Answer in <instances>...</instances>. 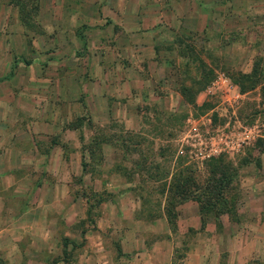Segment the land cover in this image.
<instances>
[{"label": "rangeland", "instance_id": "374dc122", "mask_svg": "<svg viewBox=\"0 0 264 264\" xmlns=\"http://www.w3.org/2000/svg\"><path fill=\"white\" fill-rule=\"evenodd\" d=\"M230 4L209 2L205 29L197 11L122 35L163 0H0V264H236L254 249L232 222L250 230L233 205L264 180V15ZM112 100L124 118L104 113ZM258 245L243 264H264Z\"/></svg>", "mask_w": 264, "mask_h": 264}, {"label": "crops", "instance_id": "0c3cea01", "mask_svg": "<svg viewBox=\"0 0 264 264\" xmlns=\"http://www.w3.org/2000/svg\"><path fill=\"white\" fill-rule=\"evenodd\" d=\"M216 2V0H163V4H166V13L163 14L159 12V9H157L156 11H151L150 16H151V21L147 20L146 18H144V15H142V13L139 14V16L137 15V13L134 14V21H128V23H125L124 25H121V27L123 28L121 34H128V33H141L142 34V30H149V32H153L154 34L157 33H164L162 32L163 29H167V26H171L172 25V20L171 18L175 19L174 22V26H178L182 20H194L197 11H199V13L197 14L198 16L202 15V19H203V24H202V28H206V23H207V19L209 18V2ZM227 4H230L232 6V9L235 8V0H224ZM195 2L194 5H196L195 7L199 6L197 9H193V11H191V6L192 3ZM238 5H236V12H238V8H240L241 4H243V2L246 4V6L248 5L250 8L254 7V9H258V12H260L262 15H264V0H237ZM258 2H261L263 5L262 6H258L256 5ZM234 3V4H232ZM256 3V4H254ZM254 4V6H253ZM159 6V5H158ZM147 13V12H146ZM165 18H162V17ZM169 16V17H168ZM121 17V14L118 15V18ZM163 19V20H162ZM153 21V23H152ZM169 21V22H168ZM121 22V21H120ZM126 22V21H125ZM125 39V38H124ZM123 40L120 39L119 41V49L125 48L126 47H131L133 45H141L136 41H133L132 43L128 44V40H127V45L126 47H120L122 45ZM154 44V43H153ZM144 45V44H143ZM152 45V44H151ZM158 45V44H157ZM142 46V45H141ZM157 48H151V50H155ZM121 67V66H120ZM105 70V68H103ZM102 74L104 73L103 70H101ZM105 73L103 74V78L105 77ZM106 78H104L105 80ZM9 80V79H8ZM105 111L104 113L109 111L110 114H113L116 111H119L121 114L120 117H123L126 115V111H125V107L124 104L120 101V100H112L109 103L108 106V102L105 101ZM122 111V112H121ZM19 154V153H18ZM17 157V156H16ZM27 157L29 156H25V153H23L21 155V159H27ZM16 160V158H15ZM13 169V168H11ZM248 186L246 189V200L244 202V204H241L239 207L237 206V204L234 203V209L235 211H246L249 215V218L247 219L246 223H244V226L250 228V230H242L240 228V223H235L232 222V225L234 226V232L237 234L236 238L239 240V244H241V242L243 241L244 244V240L246 241V243H253L254 245V249H250L252 251H254L256 248L257 250L260 249V246L258 245L259 243H263L264 242V180H259V179H254V178H249L247 180ZM254 216V217H253ZM253 217V218H251ZM221 218H219L218 223L220 224V226L222 228H225L226 224L223 220H221ZM199 224H200V219H199ZM239 227V229H238ZM225 233V232H224ZM223 233V234H224ZM224 238H229L226 235H223ZM202 245H199V253H201V247ZM247 249V254H243V258L240 259L241 254H239L240 252L238 251V254L240 255L239 259L237 261L236 264H243V262L245 261V258H247L248 256L250 257V253L251 251ZM244 250V248H243ZM241 251V250H240ZM136 255H140V258H142V256H146L147 258H150V255H148L147 251H142L140 254H136ZM169 255H171V253H169ZM202 258H204L203 260V264H205L206 262V251H202ZM232 256L233 259L238 258V255H234V254H230ZM170 257V256H169ZM200 257V256H199ZM120 259V258H119ZM243 261V262H242ZM119 264H122V262H119ZM230 264H233L232 262Z\"/></svg>", "mask_w": 264, "mask_h": 264}, {"label": "built area", "instance_id": "2783aa9c", "mask_svg": "<svg viewBox=\"0 0 264 264\" xmlns=\"http://www.w3.org/2000/svg\"><path fill=\"white\" fill-rule=\"evenodd\" d=\"M217 79H218V82L220 81L222 84L225 83L226 85H228L227 84V79H224L223 77H218ZM215 82H217V81H215ZM256 136H257L256 130H253L251 127L250 128H248V127L244 128V132H243V135H242V137L240 139V142H235V144H234V145H236V149L238 147H240L241 144L250 142L251 140H254L256 138ZM220 147L221 146H219V145H217L216 147H211V149H210L211 154L207 155L206 157L213 156V155L217 154L219 152V150H220L219 149Z\"/></svg>", "mask_w": 264, "mask_h": 264}, {"label": "trees", "instance_id": "16d2710c", "mask_svg": "<svg viewBox=\"0 0 264 264\" xmlns=\"http://www.w3.org/2000/svg\"><path fill=\"white\" fill-rule=\"evenodd\" d=\"M11 76H12V72H9L8 74H6V75L0 77V82H1V81H4V80H8V79H10ZM211 172H212V173H215L214 170H211ZM220 194H221V191H220V190H217V191L215 192L216 197L220 196ZM202 226H203V224L200 222V227H202Z\"/></svg>", "mask_w": 264, "mask_h": 264}]
</instances>
